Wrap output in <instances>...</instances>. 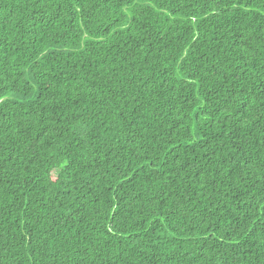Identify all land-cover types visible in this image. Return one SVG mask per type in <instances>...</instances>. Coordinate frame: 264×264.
Returning <instances> with one entry per match:
<instances>
[{"label":"trees","instance_id":"16d2710c","mask_svg":"<svg viewBox=\"0 0 264 264\" xmlns=\"http://www.w3.org/2000/svg\"><path fill=\"white\" fill-rule=\"evenodd\" d=\"M0 264H264V0H0Z\"/></svg>","mask_w":264,"mask_h":264}]
</instances>
